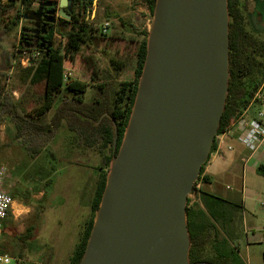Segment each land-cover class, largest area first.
<instances>
[{
	"label": "water",
	"instance_id": "1",
	"mask_svg": "<svg viewBox=\"0 0 264 264\" xmlns=\"http://www.w3.org/2000/svg\"><path fill=\"white\" fill-rule=\"evenodd\" d=\"M228 21L227 0H156L128 123L77 264H209L188 259L185 209L224 110Z\"/></svg>",
	"mask_w": 264,
	"mask_h": 264
},
{
	"label": "rangeland",
	"instance_id": "2",
	"mask_svg": "<svg viewBox=\"0 0 264 264\" xmlns=\"http://www.w3.org/2000/svg\"><path fill=\"white\" fill-rule=\"evenodd\" d=\"M239 6L247 28L264 40V0H239ZM24 8L21 0H0V76L18 106L33 113L43 93V83H31L27 75L26 68L37 59L19 43ZM86 15L93 38L80 44L73 58L66 60L72 73L70 78L88 83L83 96L87 103L100 84H104L103 95L108 98L120 84V98L126 84H131L134 78L137 46L142 32L150 30L153 15L143 0H100ZM103 21L109 22V28L100 35ZM67 32L68 29L63 30L56 39L61 50L67 47ZM255 103L253 99L252 108ZM54 114L55 104L40 120L51 122ZM58 123L41 152L31 154L15 138L11 119L6 114L0 115V165L5 168V182L12 185L11 190L5 189L15 194L1 244L13 258L12 264H67L88 217L96 174L93 166L97 165L93 156L97 153L85 151L81 155V149H73L72 133L65 119L60 118ZM247 185L244 192L249 197V208L244 211L246 219L241 225V235L232 244L249 264H264V176L253 175L252 184ZM200 190L201 185H193L187 197L190 203L197 201Z\"/></svg>",
	"mask_w": 264,
	"mask_h": 264
},
{
	"label": "trees",
	"instance_id": "3",
	"mask_svg": "<svg viewBox=\"0 0 264 264\" xmlns=\"http://www.w3.org/2000/svg\"><path fill=\"white\" fill-rule=\"evenodd\" d=\"M143 1L153 15L156 0ZM227 9L229 78L224 110L216 135L228 129L248 108L254 99V93L264 81V40L257 38L247 28L246 17L239 6V0H227ZM5 31L7 29H4ZM148 32L147 30L142 32L143 38L136 50L134 78L131 84H126L120 98H118L120 84L109 98L103 95L105 86L100 84L92 100L87 103L83 96L88 83L74 78L67 80L63 78V70L67 68L66 60L70 61L73 58L80 44L93 38L87 24L77 25L67 32L66 48L63 50L57 48L46 55L41 53L37 60H34V65L26 68L31 83H43V93L39 96L33 113H28L18 106L11 93L6 91L0 76V115L6 114L14 123L15 137L28 153L41 152L45 143L53 136L54 128L58 126V120L61 118L65 119L72 133L73 146L84 151L96 152V156H99L96 162L98 171L90 203V214L83 222L79 239L67 264H77L84 253L111 159L119 149L128 123L145 60ZM57 99H60L58 104ZM54 104L55 114L51 122L41 121L40 117ZM214 148L213 140L210 152ZM204 164L205 162L201 166L197 181H208L207 177L201 176ZM256 173L264 176V163L256 167ZM11 196L15 197V194L12 193ZM185 210L189 236L188 259L191 263L205 261L209 264H246L240 257L237 246L232 244L233 239L239 235L242 212L240 201L229 200L201 189L197 201L190 203V198H187ZM1 251L5 252L2 244Z\"/></svg>",
	"mask_w": 264,
	"mask_h": 264
},
{
	"label": "crops",
	"instance_id": "4",
	"mask_svg": "<svg viewBox=\"0 0 264 264\" xmlns=\"http://www.w3.org/2000/svg\"><path fill=\"white\" fill-rule=\"evenodd\" d=\"M256 105L249 106L241 114L244 118H255L259 111H264V82L261 85L258 93L255 95ZM264 124V118L262 119ZM242 126H230L226 131L215 136V148L209 153L208 158L203 165L201 176L208 178L206 182H200L201 189L217 194L223 198L240 201L242 203L241 224L238 232V237L233 240H238L241 235V225L245 221L246 216L244 211L247 210L248 195L244 192L247 184H252L253 175L256 173V167L260 163H264V140L254 150L245 147L238 139L242 133ZM15 134V133H14ZM16 138V137H15ZM0 139L2 132L0 131ZM17 139V138H16ZM76 147L73 146V149ZM81 155L85 153L80 150ZM93 161L96 163L97 156H93ZM89 168V165H87ZM96 170L94 186L97 176L96 164L93 166ZM259 175V174H257ZM94 187L92 189V193ZM248 191H251L248 189ZM93 196V194H92ZM92 199V198H91ZM91 203V202H90ZM90 214V206L89 213ZM248 263V260L242 257Z\"/></svg>",
	"mask_w": 264,
	"mask_h": 264
},
{
	"label": "flooded vegetation",
	"instance_id": "5",
	"mask_svg": "<svg viewBox=\"0 0 264 264\" xmlns=\"http://www.w3.org/2000/svg\"><path fill=\"white\" fill-rule=\"evenodd\" d=\"M53 1H57V4L52 5ZM59 1L21 0L25 8L21 13L18 38L20 45L32 56L36 53L34 50H38V54L41 52L46 55L60 48L56 45V39L61 32L86 24L88 19L86 13L100 0H67L66 5L62 7L63 15L58 6ZM3 186L10 187V190L12 187L11 182H5V180Z\"/></svg>",
	"mask_w": 264,
	"mask_h": 264
},
{
	"label": "built area",
	"instance_id": "6",
	"mask_svg": "<svg viewBox=\"0 0 264 264\" xmlns=\"http://www.w3.org/2000/svg\"><path fill=\"white\" fill-rule=\"evenodd\" d=\"M1 1H6V0H1ZM108 28H109V22L103 21L99 27L100 35L105 34ZM37 56H38V52H36L33 55L35 59L38 58ZM71 76H72L71 71L68 68H65L63 70L64 80L69 79ZM263 118H264V111H259L255 118L247 119L242 117V115H240L233 123L234 125L242 126L243 130L242 133L239 135L238 139L245 147L251 150L256 149L258 145L264 140V124L262 123ZM0 131H1V126H0ZM5 177H6L5 168L0 165V264H12V262L14 261L13 258L6 252L1 251L4 223L5 220L8 218V215L11 211L13 204V198L11 194L3 186ZM200 182L201 181L196 180L194 184L196 185L198 183L200 185Z\"/></svg>",
	"mask_w": 264,
	"mask_h": 264
}]
</instances>
